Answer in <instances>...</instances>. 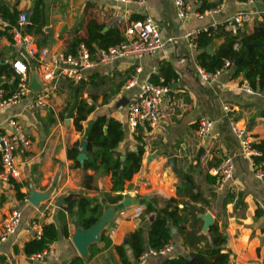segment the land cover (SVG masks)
Listing matches in <instances>:
<instances>
[{"label": "crops", "instance_id": "1", "mask_svg": "<svg viewBox=\"0 0 264 264\" xmlns=\"http://www.w3.org/2000/svg\"><path fill=\"white\" fill-rule=\"evenodd\" d=\"M35 1L4 2L15 8L17 14L25 10L30 15ZM43 1L45 14L41 30H36L34 24L31 31L28 27L26 32L31 34L38 47H47L51 52H65L72 37L87 38V26L91 20L102 26L101 32L115 25L124 36L130 22L146 15L158 21L166 42L162 49L139 59L122 57L111 64H99L85 70L83 81L77 83L82 86L78 97L72 95L75 92L71 93L69 81L59 79L46 105H32V97L37 91L31 89L20 102L0 111V133L10 130L6 121L15 117L32 141L29 151L16 158L19 175L8 180L0 176V227L12 209L17 208L22 213L16 231L0 243V264H69L75 257L81 258L83 264H122L116 246H123L134 264H161L166 257L180 255L191 259L192 254L208 249L206 240L200 237L205 236L210 241L209 228L212 225H216L226 237L221 252L243 264H264V182L255 175L251 158L241 153L239 139L230 126L231 121H236L246 128L253 146L264 139V83L252 87L243 73H237L239 64L236 65L235 61L213 79L204 80L198 72L197 60L201 51L197 39L201 32L194 37V47L184 36L186 32H196L214 22L224 23L241 10L254 11L241 28L250 33L264 13L255 3L259 2L264 9V0H253L252 3L249 0H208L214 5L207 9L200 8L199 0H187L193 12L215 10L205 13L202 18L192 13L182 20L177 17L173 0H146L145 6L107 0ZM224 41L222 31L217 32L205 50L213 53ZM21 53V48L15 47L13 40L0 36V62L10 64ZM163 63H167L170 69L166 68L176 74L166 85L168 91L161 101L165 130L157 135L150 134L143 127L133 130L127 122L128 101L121 100H129L139 91L142 82L152 76L162 82L165 79L161 70ZM31 66L30 60L29 82ZM137 69L135 85L126 88L125 83ZM37 74L39 78L38 70ZM14 78V74L8 75L4 68L0 69V90L5 95L16 89L19 80L13 87ZM81 97L94 104V110L81 121L82 130L79 131L71 113H75L76 98ZM200 117L213 121L210 133L203 139L195 133ZM110 119L120 123L122 133L119 128L109 125ZM103 136L111 140L100 141ZM138 138L145 144L140 167L120 191L112 190L111 173H104L102 168L84 171L78 161L76 165L68 156V150L74 147L78 149V155L82 139L88 142V158L101 148L116 146V150L122 153L127 148L135 149ZM224 156L232 158L234 170L233 177L222 184L211 175L210 169ZM171 157L175 158L174 165ZM85 173L93 176L89 189L83 185ZM17 190L23 198L18 197ZM32 190L48 195L34 205L29 201ZM68 193H82L99 200L103 215L108 216L102 229L105 237L100 235L99 240L91 243L86 256L80 255L72 241L78 224L77 217L64 209L63 199ZM107 194H121V198L111 202L106 199ZM170 198L175 201L169 202ZM125 199H129V203L118 208V203ZM169 203L177 205L182 209L179 213L187 216L185 229L173 226V237L168 240L173 245L171 251L165 255H150L139 262L138 255H135L140 252L134 233L142 227V240L148 247L150 226L144 224L150 225L151 220L145 213L147 206L159 209ZM206 213L212 217L209 227L205 226ZM33 220L41 228L45 224H54L57 229V239L49 244L53 252L40 262L31 260L34 253L24 251L25 243L34 238ZM64 224L67 235L64 234ZM112 226L116 231L110 236Z\"/></svg>", "mask_w": 264, "mask_h": 264}, {"label": "built area", "instance_id": "2", "mask_svg": "<svg viewBox=\"0 0 264 264\" xmlns=\"http://www.w3.org/2000/svg\"><path fill=\"white\" fill-rule=\"evenodd\" d=\"M5 0H0L4 2ZM114 3L137 4L140 6L146 5V0H107ZM250 3L253 0H249ZM176 7L177 17L186 19L190 14L202 18L205 13L215 9L195 10L192 11L191 5L187 0H173ZM220 5L223 6V3ZM221 8L220 6L218 9ZM217 9V8H216ZM253 10H241L235 12L224 23H212L204 26L196 32H186L185 38L189 41L190 46H195L194 39L196 33L200 32H230L237 33L243 27L245 22L251 19ZM29 25L28 12L25 10L19 11L16 22L11 24L9 20L2 16L0 11V30L8 29L12 33L13 43L15 47H20L24 54L32 58L37 64L39 71V80L44 84V87L34 94L31 103L33 106L42 107L46 105L52 95L56 82L59 79H64L74 84L79 83L84 78V71L99 64H111L115 60L122 57L139 59L145 55L152 54L165 45L160 31L158 21L151 16L146 15L143 19H138L130 22L124 30V38L122 41L108 46L94 47L89 49L85 44L80 43L75 53H66L64 51L51 52L47 47H38L31 35L25 32ZM239 45L234 44L237 49ZM232 60L226 59L224 66L214 72L206 71L203 67H198L200 76L209 81L213 79L223 68L230 65ZM11 66L19 76V83L15 90L10 94L5 95V92L0 90V111L13 104L20 102L26 97L31 89L29 88V63L23 58H16L11 61ZM132 74L125 83L126 88H131L136 83L137 72ZM168 91L164 85L156 84L149 79H146L140 85V89L132 95L126 104L127 122L129 126L136 130L138 127L147 128L150 134L157 135L165 130V124L162 120L163 114L161 110V101L163 95ZM228 109L227 107H225ZM7 124L10 130L0 133V176L4 180L10 177L19 175L17 156L26 154L31 148L32 141L28 134L23 129L21 123L15 118L7 119ZM213 121L207 117H200L197 121L195 133L198 138L203 139L211 131ZM231 129L238 137L241 153L250 157L254 167L255 175L264 182V164L256 166L254 162L255 156H260L261 151L253 146L250 140L247 129L239 126L236 121H231ZM234 164L230 156H224L217 166L210 169L211 175L216 177L220 183L227 182L233 177ZM27 200V199H26ZM120 213H123L121 210ZM22 213L19 209H12L4 218L0 227V243L7 240L18 228L21 222ZM34 227V237L40 238L43 234V229L36 221H32ZM116 227L112 226L108 235L114 234ZM173 245L171 242L165 243L159 248H148L141 252L138 256L139 262L145 260L150 255H165L171 251ZM53 252L52 247L48 245L42 250L34 253L31 260L34 262L42 261L47 255ZM224 264H243L239 259L228 257Z\"/></svg>", "mask_w": 264, "mask_h": 264}, {"label": "trees", "instance_id": "3", "mask_svg": "<svg viewBox=\"0 0 264 264\" xmlns=\"http://www.w3.org/2000/svg\"><path fill=\"white\" fill-rule=\"evenodd\" d=\"M199 1L201 9H207L214 5V3H210L208 0ZM0 11L5 19L9 20L12 24L15 23L17 17V10L15 8H11L6 2H1ZM44 14V1L36 0L32 12L29 15V32L34 24L37 25L36 30H41V26L44 24ZM262 16V20L257 21L253 31L250 33H247L244 30L242 31L241 29H239L235 34L222 32L225 35V41L220 44L213 53L207 52L205 50V46L211 43L217 32H201L197 39V47L201 49V51L197 54L199 65L206 71L214 72L224 66L226 59L235 61L242 55L239 61V66L236 69L237 73H243L252 87H255L257 83L261 86L264 83V13ZM101 28L102 26L95 20H91L87 26L88 37H72L71 40L67 42V50L65 52L75 53L80 43H84L89 49L94 48V45L106 48L122 41L124 38L121 30L115 25L109 27L104 32L100 31ZM0 36H6L11 41L13 40L12 35L7 30H0ZM253 42H262V44L246 49V45ZM235 43L239 45L237 49L234 48ZM166 66L170 69L167 63H163L161 66V70L165 74V79L162 82L158 80L156 76H152L150 80L156 84L165 86L168 85L170 78L176 77V74L172 69L171 71L168 70ZM3 68L8 75H15L14 80L11 82L14 87L19 80L18 74L12 68L11 63L0 62V69ZM69 83L71 93L73 91L75 92L74 94L72 93V95H76V97H78L82 91V86L72 82ZM93 110L94 104H89L85 98H76L74 105L75 113L72 112L71 115L74 116L73 123L77 130H82L81 121L85 120L88 114H90ZM109 125H113L117 127V129L119 128L118 131L122 133L120 123L116 120L110 119ZM86 138L89 139V137ZM105 139L107 141L111 140L106 136L101 137L99 140L104 141ZM138 139L136 148H127L124 153L116 150V146H113L110 148H101L93 155L89 154L88 158L82 165V169L86 171L87 169L99 170L102 168L104 173H111L112 190H122L125 181L132 177L141 164L142 156L145 151V144L140 138ZM76 145H78L77 142ZM91 146L92 144L88 146L89 151ZM254 146L261 151L260 156L254 157L255 165H263L264 139L255 143ZM77 152L78 149L76 147H74L73 150L71 148L68 150V156L75 160L76 165H78L76 160ZM122 157H124V159H122ZM92 181L93 176L85 173L83 176L84 187L87 189L91 188ZM17 195L18 197L23 198V194L19 190H17ZM120 198L121 194H117L115 196H111L109 194L106 195V199H109L111 202L118 201ZM63 201L65 203L64 209L69 215H75L77 217V224L83 229L89 228L103 215L102 204L100 201L82 193H68L65 195ZM168 201L173 202L175 199L170 198ZM181 210L182 209L178 208L177 205L172 203L162 206L159 209H155L151 205L147 206L145 211L147 218L153 215L150 222V228L148 229V247L144 246V242L142 240V227L138 228L134 233L136 246L138 247L140 253L151 247L159 248L167 243L169 239H172L173 226H176L181 230L185 229L184 223L188 218L186 215L179 213ZM42 228L43 234L39 239L34 237L25 243L24 251L27 254L36 253L57 239V229L54 224H45ZM67 233V227L65 225L64 234L67 235ZM101 233V237L104 238L105 233L103 230ZM200 238H204V240H206V244L208 246L207 250L192 254L191 259H188L187 256L184 255H180L175 258L166 257L161 264H224L227 261L228 254L221 252V249L225 244L226 237L224 233L218 230L216 225H212L209 228L210 241H208L205 236H201ZM116 248L121 256L122 264H134V262L129 259L128 255H126L123 246H116ZM139 254L136 253L135 255L139 256ZM69 264L83 263L81 258L75 257Z\"/></svg>", "mask_w": 264, "mask_h": 264}, {"label": "water", "instance_id": "4", "mask_svg": "<svg viewBox=\"0 0 264 264\" xmlns=\"http://www.w3.org/2000/svg\"><path fill=\"white\" fill-rule=\"evenodd\" d=\"M255 5L257 6V8H259L260 11L264 10L262 8V6L259 4V2H256ZM262 42H253V43H249L246 45V49H250L254 46H259L261 45ZM242 57V55L235 60V64L238 65L240 58ZM83 81V79L81 80ZM44 87V84L40 82L39 78H38V74H37V70L35 69V67L32 65L31 66V80L29 82V88L32 89L33 91H39L40 89H42ZM124 99V100H123ZM128 101L126 98H122V102ZM127 103V102H126ZM87 140L82 139L80 141V151L77 155V161L79 162V164L82 166L87 158ZM203 150V148H201V151ZM200 155V154H199ZM198 155V156H199ZM122 159H124V157H122ZM174 157L170 158V161L172 162V164L174 165ZM172 165V166H173ZM47 193H40V192H36L34 190L31 191L30 196H29V201L34 204V205H38L40 201H42L43 199H45L47 197ZM129 199H125L121 202L118 203V208H122L123 206L127 205L129 203ZM60 202H58L57 204H59ZM153 218V215L150 216V220ZM108 220V216L106 214L102 215L101 218L95 222L93 225H91L89 228L87 229H83L81 228L79 225L76 227V230L74 232V234L72 235V241L74 243V245L76 246L78 252L80 253V255L82 256H86L88 254V246L99 240V236L100 233L102 231V229L105 226V223ZM212 223V217L209 213L205 214V226L209 227ZM144 226L149 227V223L148 224H144ZM175 229H173L172 231H174Z\"/></svg>", "mask_w": 264, "mask_h": 264}, {"label": "rangeland", "instance_id": "5", "mask_svg": "<svg viewBox=\"0 0 264 264\" xmlns=\"http://www.w3.org/2000/svg\"><path fill=\"white\" fill-rule=\"evenodd\" d=\"M28 19H29V14H28ZM30 22V21H29ZM12 24V23H11ZM29 27V25L27 26V28ZM27 28L25 29V32L27 31ZM11 35H12V33L8 30V29H6ZM27 33V32H26ZM29 34V33H28ZM29 35H31V34H29ZM84 44V43H83ZM22 50V49H21ZM19 58H23L24 60H26V61H28L29 63H30V60L32 61V65L35 67V69H38V67H37V64L35 63V61L32 59V58H29V57H27L25 54H24V52L22 51V53L18 56ZM37 67V68H36Z\"/></svg>", "mask_w": 264, "mask_h": 264}]
</instances>
